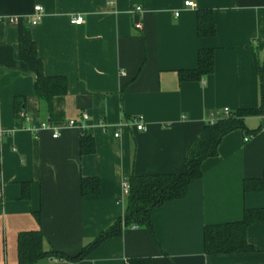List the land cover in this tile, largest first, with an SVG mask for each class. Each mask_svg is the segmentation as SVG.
Returning a JSON list of instances; mask_svg holds the SVG:
<instances>
[{
  "label": "crops",
  "instance_id": "obj_1",
  "mask_svg": "<svg viewBox=\"0 0 264 264\" xmlns=\"http://www.w3.org/2000/svg\"><path fill=\"white\" fill-rule=\"evenodd\" d=\"M38 6L44 18L31 27L27 17ZM207 9L216 33L201 39L197 10ZM79 17L84 23L73 25ZM0 18V264H20L18 241L27 232L42 233L44 252L77 257L124 216L123 182L183 173L189 146L225 109H260L245 119L248 130H260L228 134L184 198L151 213L152 231L128 228L80 261L54 256L33 264H264V221L248 228L245 254L207 255L203 245L205 227L264 209V188H244L247 180L264 184V0H0ZM26 33L36 56L26 51ZM208 48L214 73L180 82L178 72L193 70ZM38 60L46 77L67 80L52 121L35 95ZM19 97L25 121L16 129ZM81 115L89 117L93 155L81 154L82 132L68 126ZM139 117L146 131L136 130ZM42 124L51 129L34 133ZM83 177L99 179V195H82Z\"/></svg>",
  "mask_w": 264,
  "mask_h": 264
},
{
  "label": "trees",
  "instance_id": "obj_2",
  "mask_svg": "<svg viewBox=\"0 0 264 264\" xmlns=\"http://www.w3.org/2000/svg\"><path fill=\"white\" fill-rule=\"evenodd\" d=\"M197 35L201 39L213 37L216 33L213 12L207 10H197ZM24 46L30 56H36V45L28 33L24 37ZM197 66L193 70H180L178 79L180 82H200L209 77L215 71L214 57L212 49H201L198 51ZM37 79L34 84L37 99L45 105L46 113L53 120V100L62 97L67 93V80L65 77H46L42 73V65L38 60ZM261 79L263 76L261 72ZM262 93L264 89L262 87ZM24 101L19 97L15 99L14 115L17 120L16 129L24 128L23 122ZM262 114L260 109L254 111L240 110L228 116L220 115L217 120L209 125L206 124L199 137L189 146L186 163L183 173L154 176H131L128 179L129 194L127 196V208L124 216L119 218L109 229L101 232L90 244L83 247V251L75 258H67L59 253H46L42 250V233L27 232L19 237L18 251L20 264H33L44 257H58L66 260L80 261L95 248L112 237L122 236V232L128 228L144 227L152 231L151 213L158 207L173 200L184 198L189 185L203 178L202 165L209 159L218 155L221 141L230 133L243 131L247 135H255L260 129L248 130L245 119ZM90 130H81L80 140L81 154L93 155L96 151L94 138ZM245 191H262L264 184L262 180H247L244 182ZM80 190L85 197H96L100 194L99 179L83 177ZM24 185V196L28 197ZM264 221V209H245L241 222L224 225L207 226L204 228V250L207 255H230L245 254L251 251V246L246 241L248 228L258 222ZM128 264H152L147 258L130 259Z\"/></svg>",
  "mask_w": 264,
  "mask_h": 264
},
{
  "label": "built area",
  "instance_id": "obj_3",
  "mask_svg": "<svg viewBox=\"0 0 264 264\" xmlns=\"http://www.w3.org/2000/svg\"><path fill=\"white\" fill-rule=\"evenodd\" d=\"M195 5L193 3H190V2H186L185 3V7H189V8H192L194 7ZM139 8H136L134 9L131 13L134 14L136 12H139ZM44 18L43 16V10L40 6L38 7H35L33 12L31 13V15H29V17H27V23L29 26H36L38 25L42 19ZM3 19L0 18V23H2ZM14 21L12 19L9 20V23L12 24ZM84 23V19L79 17V18H76L72 24L73 25H81ZM135 27L138 29V30H142L143 27L141 26V24H136ZM231 112L228 110V109H225L224 111H222V115H230ZM221 115L220 112H215L214 114L211 115L209 121L207 122V124L211 125L213 124L217 118ZM22 117H25L24 114H21ZM81 119L79 122L75 121V120H72L68 123V126L69 127H72V128H77L78 130H90V126L88 125V119L89 117H87L86 115H81L80 116ZM134 125H135V128L136 130H139V131H146V127H145V123H144V119L142 117H139L137 118V120L134 122ZM51 127L48 125V124H42L41 126L35 128L33 130L34 133L38 132V131H41V130H50ZM53 130V138L54 139H57L60 134L58 133V131H56V129H52ZM4 136V133L3 132H0V146H1V142H2V138ZM115 137L118 138L119 137V134L116 133L115 134ZM250 139V137L248 138H245L244 141L245 142H248V140ZM122 189H123V196L124 198L128 196L129 194V183H128V180H125V182H123L122 184Z\"/></svg>",
  "mask_w": 264,
  "mask_h": 264
}]
</instances>
